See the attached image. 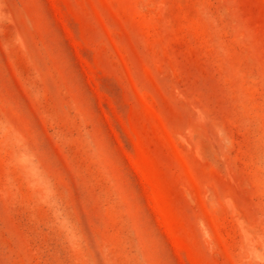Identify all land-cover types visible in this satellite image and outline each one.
<instances>
[{"label":"rangeland","instance_id":"374dc122","mask_svg":"<svg viewBox=\"0 0 264 264\" xmlns=\"http://www.w3.org/2000/svg\"><path fill=\"white\" fill-rule=\"evenodd\" d=\"M0 264H264V0H0Z\"/></svg>","mask_w":264,"mask_h":264}]
</instances>
